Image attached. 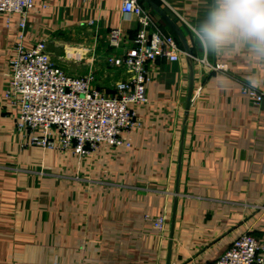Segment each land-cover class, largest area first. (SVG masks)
I'll return each instance as SVG.
<instances>
[{"label": "crops", "instance_id": "0c3cea01", "mask_svg": "<svg viewBox=\"0 0 264 264\" xmlns=\"http://www.w3.org/2000/svg\"><path fill=\"white\" fill-rule=\"evenodd\" d=\"M154 1L194 56L230 69L158 60L149 102L131 107L139 125L122 145L84 156L31 145L18 130L11 62L48 41L68 74L85 76L95 60L97 87L108 92L125 79L106 63L109 34L120 28L131 47L137 21L121 0H34L25 28L19 14L0 13V264H212L242 235H264V105L244 93L264 90V60L247 49L202 52L192 28L210 0ZM71 46L83 48L80 62L65 53Z\"/></svg>", "mask_w": 264, "mask_h": 264}, {"label": "built area", "instance_id": "2783aa9c", "mask_svg": "<svg viewBox=\"0 0 264 264\" xmlns=\"http://www.w3.org/2000/svg\"><path fill=\"white\" fill-rule=\"evenodd\" d=\"M34 0H0V13L19 14L22 27ZM125 16L133 17L139 25L131 47H125L120 28L109 34V47L114 54L106 60L108 67L125 76L111 89L112 95L97 87L95 60L85 76H72L59 66L48 41L34 49L20 51L11 62L12 80L8 98L20 104L16 120L19 131L31 133L30 144L50 150H71L80 156L95 151L99 144L120 146L125 132L139 122L132 105L147 104L152 82V64L163 59L179 62L188 58L203 67L208 74L227 73L228 64H212L207 57L188 54L176 38L166 33L153 11L140 0H121ZM187 26L192 28L188 22ZM94 23H90L92 28ZM77 62L83 58V48L71 46ZM246 93L258 107L264 105V90L245 87ZM41 131L42 135H32ZM56 132V136L52 132ZM165 217L157 218L155 227L163 232ZM212 264H264V235L248 232L238 238L223 256Z\"/></svg>", "mask_w": 264, "mask_h": 264}, {"label": "clouds", "instance_id": "9594fccd", "mask_svg": "<svg viewBox=\"0 0 264 264\" xmlns=\"http://www.w3.org/2000/svg\"><path fill=\"white\" fill-rule=\"evenodd\" d=\"M192 34L209 56L247 49L264 60V0H210Z\"/></svg>", "mask_w": 264, "mask_h": 264}, {"label": "water", "instance_id": "95a60500", "mask_svg": "<svg viewBox=\"0 0 264 264\" xmlns=\"http://www.w3.org/2000/svg\"><path fill=\"white\" fill-rule=\"evenodd\" d=\"M141 1H143L145 4H147V6L153 12H155L162 20H164L175 31V33L179 36V38L183 42L184 46L186 47V52L188 54H192V52L190 51V49L186 43V39L184 38L183 33L178 28V26L175 24V22L167 16L166 12L154 0H141ZM111 93L112 92H110V91L107 92V94H111ZM191 96L189 97V106H190L191 101H192Z\"/></svg>", "mask_w": 264, "mask_h": 264}, {"label": "trees", "instance_id": "16d2710c", "mask_svg": "<svg viewBox=\"0 0 264 264\" xmlns=\"http://www.w3.org/2000/svg\"><path fill=\"white\" fill-rule=\"evenodd\" d=\"M140 2L144 5L143 1L140 0ZM144 6H146V5H144ZM146 7H148V6H146ZM148 8H149V7H148ZM153 13H154V12H153ZM162 27H163V29H164V31H165L166 33H168V34L174 36V37L176 38V40H177L179 46L182 47V44H181L180 40H179V39L176 37V35L170 30V28L167 27V26H165L164 23L162 24Z\"/></svg>", "mask_w": 264, "mask_h": 264}, {"label": "rangeland", "instance_id": "374dc122", "mask_svg": "<svg viewBox=\"0 0 264 264\" xmlns=\"http://www.w3.org/2000/svg\"><path fill=\"white\" fill-rule=\"evenodd\" d=\"M58 63V62H57ZM61 65V64H60ZM61 66H63V65H61ZM69 68H72V67H69ZM84 71V70H83ZM83 71H77V72H75V74L72 72V73H69V74H71L72 76H83L82 74L84 73Z\"/></svg>", "mask_w": 264, "mask_h": 264}]
</instances>
